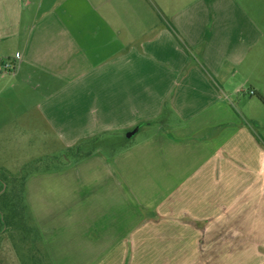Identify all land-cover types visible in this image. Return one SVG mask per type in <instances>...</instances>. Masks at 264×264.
Listing matches in <instances>:
<instances>
[{"label": "crops", "instance_id": "obj_1", "mask_svg": "<svg viewBox=\"0 0 264 264\" xmlns=\"http://www.w3.org/2000/svg\"><path fill=\"white\" fill-rule=\"evenodd\" d=\"M17 55L5 128L82 153L25 179L50 264H264V28L241 0H0Z\"/></svg>", "mask_w": 264, "mask_h": 264}, {"label": "rangeland", "instance_id": "obj_2", "mask_svg": "<svg viewBox=\"0 0 264 264\" xmlns=\"http://www.w3.org/2000/svg\"><path fill=\"white\" fill-rule=\"evenodd\" d=\"M241 2L264 28V0ZM9 86L0 78V264H50L23 205L25 179L36 171L56 170L82 153L65 152L23 128H5L16 120L7 101L12 95Z\"/></svg>", "mask_w": 264, "mask_h": 264}, {"label": "built area", "instance_id": "obj_3", "mask_svg": "<svg viewBox=\"0 0 264 264\" xmlns=\"http://www.w3.org/2000/svg\"><path fill=\"white\" fill-rule=\"evenodd\" d=\"M20 59V55H17L16 58L13 59H8L4 61L2 68L0 69V73L2 75H9V74H14L17 70V62ZM253 94V93H252Z\"/></svg>", "mask_w": 264, "mask_h": 264}, {"label": "trees", "instance_id": "obj_4", "mask_svg": "<svg viewBox=\"0 0 264 264\" xmlns=\"http://www.w3.org/2000/svg\"><path fill=\"white\" fill-rule=\"evenodd\" d=\"M169 29H170L172 32H176L175 29H173L172 27H169ZM181 42H182V41H181ZM181 44L184 46L183 43H181ZM259 100L264 104V98H263L262 96L259 97ZM75 152H76V153H79L80 151L77 149ZM24 187H25V184H24ZM22 197H23V205H24V208H25V210H26L27 213H28V216H29L30 221L33 223V221H32V217H31V215H30V213H29V211H28L27 205H26L24 192H23V196H22ZM33 228H34V230H35V232H36V235H37V238H38V240H39V242H40V244H41V241H40V237H39L38 231H37V229L35 228L34 224H33ZM43 253H44V251H43ZM44 256H46V255L44 254Z\"/></svg>", "mask_w": 264, "mask_h": 264}]
</instances>
